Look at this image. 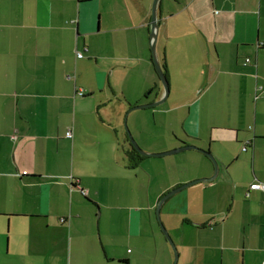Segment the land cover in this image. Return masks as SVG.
<instances>
[{
	"label": "crops",
	"instance_id": "1",
	"mask_svg": "<svg viewBox=\"0 0 264 264\" xmlns=\"http://www.w3.org/2000/svg\"><path fill=\"white\" fill-rule=\"evenodd\" d=\"M151 3L0 0V264H173L155 205L212 177V162L192 149L137 152L132 167L130 146L119 149V120L98 123L90 109L99 113L116 97L124 111L138 95L149 100L148 89L151 102L162 98L148 65L142 90L138 62L113 67L117 47H149L138 31H149ZM158 5L157 58L169 96L151 108L152 127L136 124L135 133L147 153L194 146L218 167L213 180L160 207L176 264H264V191L250 189L264 185V0ZM169 123L173 141L154 131ZM104 145L136 175L137 204L110 195L102 203L99 187L84 182L92 157L79 161Z\"/></svg>",
	"mask_w": 264,
	"mask_h": 264
},
{
	"label": "rangeland",
	"instance_id": "2",
	"mask_svg": "<svg viewBox=\"0 0 264 264\" xmlns=\"http://www.w3.org/2000/svg\"><path fill=\"white\" fill-rule=\"evenodd\" d=\"M167 1L168 0H163V5ZM152 2H153V0H152ZM151 5H152V3H151ZM96 25H97V18H96ZM138 32L142 33V36L144 38H146V39L150 38V27H149L148 32L146 31V29H143V30L138 31ZM157 40H158V33H157ZM157 47H158V43H156V50H155L156 57L158 55ZM115 52H116V56L114 59L113 67H115L117 69L119 67H122L123 65H125V67H126V64H128L130 61L138 62L139 68H137V70L134 72V77L136 79V87L138 89H141V90L143 89V84L140 82V77H142L143 73H145L144 72L145 66L148 65L149 71H147V72H151L152 75H154L153 76L154 77V83H157V85L159 83L158 86H160V89L163 90L161 81L154 71V64H153V60H152L153 55L151 52L150 45H149V47H147L145 45H139L137 47V45H132V43H130V45L128 47L127 46L126 47L125 46L117 47ZM107 54L111 55V51L107 52ZM158 62H159V60H158ZM159 64H160V62H159ZM128 67H130V65H128ZM101 68H104V70H106V72H108V66H105V67L102 66ZM113 76H116V75L113 74ZM146 88H151V87H146ZM150 90L151 89H148L146 91V97H149V100L143 99L144 95H142V94L138 95L137 97H138V100H140V103L136 104L135 102H132L130 104L127 102V103L123 104L124 111H121V112L120 111L118 112V109H119L118 106H119L120 102L117 100L116 97H111L112 98L111 101H113V100L114 101L107 104L108 106H105V108L99 113L95 112L94 105H92V104L90 105L91 116L93 119L95 118L98 123H100L102 120H104V121L108 120L110 125L114 126L115 123L118 122V120H119V123H118L119 126L116 128L118 129L120 135L118 134V137H116V138L118 139L119 137H122L124 139L120 143L119 149L121 151H124L125 145H130L126 141V137H125V134H126L125 125H126V127L128 128L134 142L143 151V153L153 154V153H147L142 148V145L140 143V139L137 137V135L135 133V125L136 124L137 125L142 124L143 128L152 127V126L147 125V123H149L152 120L151 108H143V110L142 109H133L137 105H145V104H150V103L156 102V101L151 102V99L154 97V94L150 93ZM91 97L92 96L84 97L83 101L84 102L88 101ZM145 102H147V103H145ZM164 103H165V101L158 106H161ZM158 106H156V107H158ZM120 114H121V116H120ZM165 118L170 119L171 116L168 114L167 116H165ZM174 129H175V125H172L171 123H169L164 127L155 128L154 131L158 135H161L162 139H166V140L168 139L170 141H173V139L170 138V136L173 135L172 132H174ZM117 139H115V140H117ZM174 149H169L167 151H162V152H168V151H171ZM109 151H110V148L108 149V147L105 145L102 146V148H100V149H97V150L95 149L94 154H91V152L87 150L86 154L83 155V158L79 162H81V164L84 166V165H86V162H87L85 158L86 157L87 158L92 157L91 163H93V166H92V171L88 172L87 175L84 176V182L88 185H91L92 188L99 187V193H100L99 199L101 200L102 203H106L107 202V195H110V196L114 197L115 199L125 200L131 204H137L138 201L136 200V198L139 195V189L137 186L136 175L134 174V172H131L130 170H125V168H124V157H122V155H121L122 153L120 151L119 152L117 151V153L113 154V156L107 157V153ZM162 152H159V153H162ZM205 156H207V155H205ZM172 157H176V156H172ZM92 176H94V178ZM150 193H151V191H150ZM151 195H152V193H151ZM156 205H155V212H156V207H157ZM95 210H96V213H99L100 207H99V212L97 209H95ZM156 217L157 216H155V218ZM159 221H160L161 225L165 228V224L163 223L161 217L159 218ZM156 222H157V225H158V228H159L161 235L164 236V233L162 232V230L160 228V223L158 222L157 218H156ZM165 230H166V228H165ZM6 232H7V230H6ZM167 233H168V231H167ZM3 234L5 236L4 229H3ZM168 235H169V233H168ZM6 237H4L5 246H6V240L8 238V237L7 238ZM169 237L171 238L170 235H169ZM164 239L168 243L167 245L170 246V244L166 240L165 236H164ZM171 240H172V238H171ZM172 242H173V240H172ZM173 244H174V242H173ZM174 247L176 249V253L178 254L176 244L174 245ZM148 264H153V263L149 262Z\"/></svg>",
	"mask_w": 264,
	"mask_h": 264
},
{
	"label": "water",
	"instance_id": "3",
	"mask_svg": "<svg viewBox=\"0 0 264 264\" xmlns=\"http://www.w3.org/2000/svg\"><path fill=\"white\" fill-rule=\"evenodd\" d=\"M159 3V0H153L152 2V5H151V20H150V47H151V52H152V55H153V64H154V69H155V72L157 74V76L159 77L160 81H161V84H162V88H163V96L162 98H160L159 101H156L154 103H150V104H145V105H138V106H135L133 109H142L143 108H153V107H156L158 105H160L161 103L164 102V100L166 99V97L168 96V93H169V88H168V83H167V80H166V77L165 75L163 74L162 72V69L160 67V64L158 62V58L156 57V54H155V50H156V43H157V33H158V21H157V6ZM125 131H126V136H127V140L129 142V144L131 145V147L137 151L139 153V155L141 156H150V157H161V156H169V155H172V154H175V153H179V152H182V151H185V150H198L200 151L201 153H203L204 155H207V157L209 158V160L212 162L213 164V167H214V174L212 175V177L208 178V179H199V180H195V181H191L189 183H186L184 185H181L179 187H176L174 189H172L171 191H168V193H166L158 202L157 204V207H156V215H157V220L158 222L160 223L159 221V210H160V207L162 205V203L167 199L169 198L171 195L177 193V192H180L182 191L183 189L189 187V186H192L200 181H210V180H213L215 178V176L217 175V170H218V167H217V163H216V160L214 159V157L209 154V152L207 151H204V150H200L194 146H183V147H179V148H176L174 150H171V151H168V152H164V153H159V154H146V153H143V151L136 145V143L134 142L128 128L126 127L125 125ZM160 228L162 230V232L164 233V236L166 238V240L169 242L172 250H173V253H174V260H173V264H176L177 263V253H176V249L174 247L175 244H173L171 238L169 237L167 231L165 230V228L161 225L160 223Z\"/></svg>",
	"mask_w": 264,
	"mask_h": 264
},
{
	"label": "built area",
	"instance_id": "4",
	"mask_svg": "<svg viewBox=\"0 0 264 264\" xmlns=\"http://www.w3.org/2000/svg\"><path fill=\"white\" fill-rule=\"evenodd\" d=\"M263 45H261V46H263ZM85 51H86V49H85ZM82 56H83L82 53H79V52L76 53V58L77 59L81 58ZM258 90L261 91L260 94H262V96L264 97V86H263V88L259 87ZM79 95H81V93H79ZM70 134L71 133L68 131L65 135H66L67 138H70L71 137ZM243 149H245V148H243ZM250 189L251 190H263L264 191V185L260 184V183H253V184L250 185Z\"/></svg>",
	"mask_w": 264,
	"mask_h": 264
},
{
	"label": "trees",
	"instance_id": "5",
	"mask_svg": "<svg viewBox=\"0 0 264 264\" xmlns=\"http://www.w3.org/2000/svg\"><path fill=\"white\" fill-rule=\"evenodd\" d=\"M161 69H162V68H161ZM154 70H155V69H154ZM162 72H163V74H164L165 77H166V71H165L164 68L162 69ZM155 73H156V72H155ZM129 146H130V145H129ZM127 156L130 158V164H131L132 167H134V166L136 165L135 157H136L137 159H140V157H139L137 151H135L131 146H130V150L127 152Z\"/></svg>",
	"mask_w": 264,
	"mask_h": 264
}]
</instances>
